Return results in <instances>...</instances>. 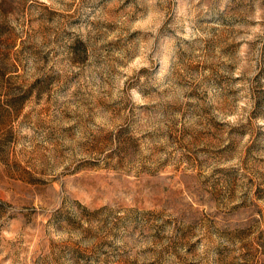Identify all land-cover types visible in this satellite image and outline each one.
<instances>
[{"label":"rangeland","instance_id":"obj_1","mask_svg":"<svg viewBox=\"0 0 264 264\" xmlns=\"http://www.w3.org/2000/svg\"><path fill=\"white\" fill-rule=\"evenodd\" d=\"M0 264H264V0H0Z\"/></svg>","mask_w":264,"mask_h":264}]
</instances>
